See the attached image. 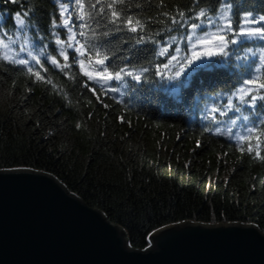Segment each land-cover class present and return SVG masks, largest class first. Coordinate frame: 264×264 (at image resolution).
Wrapping results in <instances>:
<instances>
[{"label":"trees","instance_id":"16d2710c","mask_svg":"<svg viewBox=\"0 0 264 264\" xmlns=\"http://www.w3.org/2000/svg\"><path fill=\"white\" fill-rule=\"evenodd\" d=\"M223 5L233 26L264 15V0H0L2 34L22 27L39 52L33 64L0 52V168L53 174L135 248L180 220L264 232V35L231 32L227 53L164 73ZM237 115L246 133H222Z\"/></svg>","mask_w":264,"mask_h":264},{"label":"water","instance_id":"95a60500","mask_svg":"<svg viewBox=\"0 0 264 264\" xmlns=\"http://www.w3.org/2000/svg\"><path fill=\"white\" fill-rule=\"evenodd\" d=\"M135 248L123 228L53 174L0 168V264H264L254 223L180 220Z\"/></svg>","mask_w":264,"mask_h":264},{"label":"rangeland","instance_id":"374dc122","mask_svg":"<svg viewBox=\"0 0 264 264\" xmlns=\"http://www.w3.org/2000/svg\"><path fill=\"white\" fill-rule=\"evenodd\" d=\"M15 19L21 26V18L16 16ZM260 23L264 24V15L254 17L247 14L236 26H233L229 5H223L217 14L207 20L204 28L192 26L187 35L174 47L172 55L169 56L167 64L164 66L165 77L170 81L184 72L188 66L200 65L208 59L216 58L222 52L227 53L226 48L230 43L227 34L231 32L247 33L250 38L258 40L264 35V27L260 26ZM234 38H236L234 35L230 36V39ZM34 47L27 34L22 32V27L16 30L15 35L4 36L0 31V52L6 58L20 63L33 64L37 61L36 57L39 54ZM262 54L263 51H260L261 56ZM249 89L250 86H247L237 93L238 100L236 101L240 105H243L241 101ZM254 97L251 100H254ZM230 106V96H227L225 108L221 109L216 106L211 108L217 109V113L222 114L223 110ZM233 111L237 112V110ZM243 121L247 122L244 115L229 118L223 126L222 133L241 138L248 130V127L240 130Z\"/></svg>","mask_w":264,"mask_h":264},{"label":"bare ground","instance_id":"6f19581e","mask_svg":"<svg viewBox=\"0 0 264 264\" xmlns=\"http://www.w3.org/2000/svg\"><path fill=\"white\" fill-rule=\"evenodd\" d=\"M255 224V223H254ZM122 227V226H121ZM123 228V227H122ZM125 232V231H124Z\"/></svg>","mask_w":264,"mask_h":264}]
</instances>
